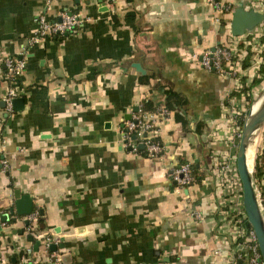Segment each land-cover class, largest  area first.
Listing matches in <instances>:
<instances>
[{
    "label": "crops",
    "instance_id": "0c3cea01",
    "mask_svg": "<svg viewBox=\"0 0 264 264\" xmlns=\"http://www.w3.org/2000/svg\"><path fill=\"white\" fill-rule=\"evenodd\" d=\"M98 1L0 0L1 59L20 56L38 15L82 18L75 31L30 47L14 83L0 67V99L11 86L24 98L9 114L0 105V200L20 189L39 209V232L56 246L64 238L48 253L12 218L0 264H25L27 248L34 264H51V253H69L71 264H248L219 232L227 206L216 165L229 151L228 99L237 93L229 75L206 71L199 58L229 34L236 8L264 13V0H220L229 14L206 0H114L110 15ZM263 30L264 20L241 36ZM252 81L243 93L256 90ZM143 99L171 111L154 119L163 145L155 157L122 142L125 117ZM182 163L194 165L197 180L179 188L170 171Z\"/></svg>",
    "mask_w": 264,
    "mask_h": 264
},
{
    "label": "built area",
    "instance_id": "2783aa9c",
    "mask_svg": "<svg viewBox=\"0 0 264 264\" xmlns=\"http://www.w3.org/2000/svg\"><path fill=\"white\" fill-rule=\"evenodd\" d=\"M206 1L215 11L224 14L232 12V5L228 2L220 0ZM102 2L109 9L110 7L112 8L114 0H102ZM262 5L264 6V4ZM219 20L220 19L216 17V21L218 22ZM81 23L82 18L77 12H61L58 18L52 20L46 18L44 15H38L36 18L35 30L21 45V50L19 52L20 56L0 58V67H3L7 81L14 83L16 78L23 72L26 66L25 58L30 47L47 37L71 33L75 31ZM263 36L264 30L259 33L251 34L249 37L241 35L234 36L229 32L220 44L215 45L212 49L205 50L199 58L200 66L206 71L220 75H229L234 81V91L237 94L240 93V97L235 94L228 99L227 116L232 124L227 136L229 151L227 154L223 152L219 154L216 173L223 187V205L227 206V209L223 212L224 225L220 227L219 232L223 239L228 242L231 240V242L236 243V257L246 258L248 264H264V262L261 259L254 231L247 222L243 208L242 186L236 168V153L242 134L243 121L251 103L258 97L256 90L243 93V89H247L248 86L251 85H248L246 82L250 81L251 83L254 78L261 77L259 68L261 64H264V42L261 40ZM244 80L246 82H244ZM16 97H18V92L15 87H8L6 93L0 99L4 103V107L1 108L4 113L9 114L12 112V101ZM245 97H249L250 101L246 102V105L239 107V104L242 103L241 98L244 100ZM147 101L149 100L143 99L138 105L137 113L132 115L130 119L124 121L121 127L122 142L123 146L133 153H142V155L147 157H155L162 152L163 145L157 138V129L154 127V119L156 116L167 118L171 111L163 105H156L152 106L150 109H146L144 103ZM262 133H264V129ZM260 140H262L263 143L261 147V151L263 152L264 138L262 139L260 136ZM140 146H142V148H140ZM231 150L233 152H231ZM0 162L4 166L6 165L4 160ZM170 177L176 182L179 188L189 186L194 182L191 164L182 163L172 168ZM254 180L256 181L261 197L260 185H262L264 192V175L257 180L254 173ZM254 189L256 193L255 186ZM258 201L264 215V206L262 205V207V203L260 200ZM39 214L38 207H35L30 214L18 218H21V221H28V225L26 226L27 231H35L38 230L37 220ZM194 215L200 218L199 212H195ZM35 238H42L44 249L47 252L49 245L52 243L51 238L40 232L35 233ZM217 252L218 251H216V253ZM31 253V248H27L23 252L22 261L25 264H34ZM49 261L51 264H64L58 253H51Z\"/></svg>",
    "mask_w": 264,
    "mask_h": 264
},
{
    "label": "water",
    "instance_id": "95a60500",
    "mask_svg": "<svg viewBox=\"0 0 264 264\" xmlns=\"http://www.w3.org/2000/svg\"><path fill=\"white\" fill-rule=\"evenodd\" d=\"M98 3L99 11L104 12L106 15H110L111 12L108 7L99 0ZM264 20V14L257 12L255 10L244 9L243 7L236 8L232 13V19L230 22V32L234 36H240L244 31H250L261 21ZM134 67L142 74H144L143 69L140 65L135 64ZM1 107H4L3 101H0ZM13 110L18 111L24 106V98L16 97L12 101ZM134 111L137 107H134ZM127 120L131 118V115L125 117ZM264 128V93L257 97V99L251 103L247 115L242 124V134L238 143V149L236 153V168L238 176L242 186V203L246 214L247 222L254 231L256 241L261 254V259L264 262V215L261 210L257 195L255 193L253 185V171L255 170V156L252 159V165H248V149L252 144L253 140L257 138V142L260 139L262 130ZM256 142V144H257ZM142 148V146H140ZM257 149V146L255 150ZM0 159H3V155H0ZM2 164L0 163V169H2ZM175 184L176 182L173 181ZM33 210L32 198L26 194L21 193L20 189H13L10 196H7L0 200V234L2 232L3 225L9 224L12 218H18L20 216L28 215ZM24 224L27 226L28 221L24 220ZM13 234H23V229L12 230ZM85 229L77 228L76 234L84 235ZM26 240L33 242V235H26ZM64 238L60 239L58 246L55 244L49 245V251H56L58 248H64ZM40 242L36 241L33 245L34 251L38 250ZM61 259L64 264H71L72 259L69 253H64L61 255ZM15 259H12L14 262Z\"/></svg>",
    "mask_w": 264,
    "mask_h": 264
},
{
    "label": "trees",
    "instance_id": "16d2710c",
    "mask_svg": "<svg viewBox=\"0 0 264 264\" xmlns=\"http://www.w3.org/2000/svg\"><path fill=\"white\" fill-rule=\"evenodd\" d=\"M261 40L264 42V36L261 38ZM259 72L261 73V77L260 78H256L252 81V84L255 85V84H259L263 79H264V64H261L260 68H259ZM144 107L146 109H150L152 107L150 101H147L146 103H144ZM191 169H192V173H193V176H194V180H197L196 176H195V167L194 165H191ZM255 178L257 180H259L263 175H264V161L260 162L259 161V158L257 157L256 160H255ZM260 191H261V203L262 205L264 206V192H263V187L262 185H260ZM35 233H39L38 230H35V231H27L26 230V234H32L33 235V239L35 237ZM48 253H50L49 250H47Z\"/></svg>",
    "mask_w": 264,
    "mask_h": 264
},
{
    "label": "rangeland",
    "instance_id": "374dc122",
    "mask_svg": "<svg viewBox=\"0 0 264 264\" xmlns=\"http://www.w3.org/2000/svg\"><path fill=\"white\" fill-rule=\"evenodd\" d=\"M264 93V81L259 83L257 85V88H256V94L258 95V97L260 95H262ZM257 99V98H256ZM255 99V100H256ZM253 100V102L255 101ZM264 129V128H263ZM263 131V130H262ZM262 139L264 138V133H262L261 135ZM263 143H262V140L259 139V141L257 142L256 146H257V149L255 150V153H256V156H255V160L256 158L258 157L259 158V161L263 162V159H264V151L262 152L261 151V147H262ZM254 171H253V175H254ZM253 182H254V186L256 187V194H257V197H258V200H260L261 202V197H260V193H259V189L257 188V185H256V181L254 180V177H253ZM262 206V204H261ZM263 207V206H262Z\"/></svg>",
    "mask_w": 264,
    "mask_h": 264
},
{
    "label": "bare ground",
    "instance_id": "6f19581e",
    "mask_svg": "<svg viewBox=\"0 0 264 264\" xmlns=\"http://www.w3.org/2000/svg\"><path fill=\"white\" fill-rule=\"evenodd\" d=\"M256 142H257V138H255L253 140L252 144L250 145V147L248 149V165L249 166L252 165V159H253V157L255 155Z\"/></svg>",
    "mask_w": 264,
    "mask_h": 264
}]
</instances>
